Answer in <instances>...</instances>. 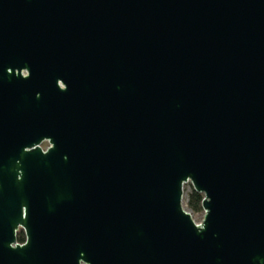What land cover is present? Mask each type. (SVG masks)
Instances as JSON below:
<instances>
[{"label":"water","instance_id":"water-1","mask_svg":"<svg viewBox=\"0 0 264 264\" xmlns=\"http://www.w3.org/2000/svg\"><path fill=\"white\" fill-rule=\"evenodd\" d=\"M12 133L46 264H264V0H0Z\"/></svg>","mask_w":264,"mask_h":264},{"label":"flooded vegetation","instance_id":"flooded-vegetation-1","mask_svg":"<svg viewBox=\"0 0 264 264\" xmlns=\"http://www.w3.org/2000/svg\"><path fill=\"white\" fill-rule=\"evenodd\" d=\"M15 139L14 133L5 137L0 163V264H46L38 177L24 166L36 146L28 145L22 152ZM41 143L44 152L53 146L48 138ZM16 248H23V255L12 254ZM79 264L89 262L84 257Z\"/></svg>","mask_w":264,"mask_h":264},{"label":"trees","instance_id":"trees-1","mask_svg":"<svg viewBox=\"0 0 264 264\" xmlns=\"http://www.w3.org/2000/svg\"><path fill=\"white\" fill-rule=\"evenodd\" d=\"M203 199L204 195L200 192H197L193 185H191V190L188 195V201L186 202L187 206L194 213H204L203 209Z\"/></svg>","mask_w":264,"mask_h":264},{"label":"rangeland","instance_id":"rangeland-1","mask_svg":"<svg viewBox=\"0 0 264 264\" xmlns=\"http://www.w3.org/2000/svg\"><path fill=\"white\" fill-rule=\"evenodd\" d=\"M190 190H191V186H187L186 187V191H185L186 195L184 197V203L183 204H185L186 209L193 215V218L195 219V221L197 223H200V222H202L205 214L204 213H194V212H192V210H190L189 207L186 204Z\"/></svg>","mask_w":264,"mask_h":264},{"label":"built area","instance_id":"built-area-1","mask_svg":"<svg viewBox=\"0 0 264 264\" xmlns=\"http://www.w3.org/2000/svg\"><path fill=\"white\" fill-rule=\"evenodd\" d=\"M191 185H192L191 183H186V184H185V191H186V187H187V186H191ZM185 195H186V193H185ZM187 201H188V199H187ZM203 219H204V218H203ZM202 221H203V220H202Z\"/></svg>","mask_w":264,"mask_h":264}]
</instances>
